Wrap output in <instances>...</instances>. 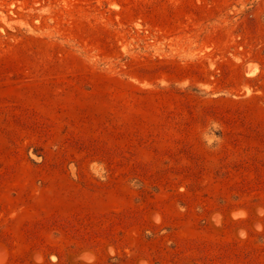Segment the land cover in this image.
Wrapping results in <instances>:
<instances>
[{"label": "rangeland", "instance_id": "rangeland-1", "mask_svg": "<svg viewBox=\"0 0 264 264\" xmlns=\"http://www.w3.org/2000/svg\"><path fill=\"white\" fill-rule=\"evenodd\" d=\"M0 264H264V0H0Z\"/></svg>", "mask_w": 264, "mask_h": 264}]
</instances>
